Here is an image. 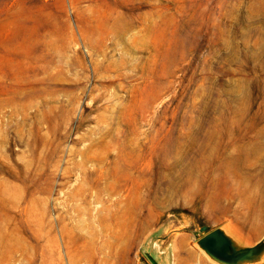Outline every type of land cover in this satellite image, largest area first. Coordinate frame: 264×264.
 <instances>
[{
    "label": "rangeland",
    "instance_id": "obj_1",
    "mask_svg": "<svg viewBox=\"0 0 264 264\" xmlns=\"http://www.w3.org/2000/svg\"><path fill=\"white\" fill-rule=\"evenodd\" d=\"M0 264H264V0H0Z\"/></svg>",
    "mask_w": 264,
    "mask_h": 264
},
{
    "label": "water",
    "instance_id": "obj_2",
    "mask_svg": "<svg viewBox=\"0 0 264 264\" xmlns=\"http://www.w3.org/2000/svg\"><path fill=\"white\" fill-rule=\"evenodd\" d=\"M227 244L226 239L219 233H213L212 235L202 239L200 245L204 247L208 252L215 253L218 246Z\"/></svg>",
    "mask_w": 264,
    "mask_h": 264
},
{
    "label": "bare ground",
    "instance_id": "obj_3",
    "mask_svg": "<svg viewBox=\"0 0 264 264\" xmlns=\"http://www.w3.org/2000/svg\"><path fill=\"white\" fill-rule=\"evenodd\" d=\"M110 192H112V189H111V191Z\"/></svg>",
    "mask_w": 264,
    "mask_h": 264
}]
</instances>
